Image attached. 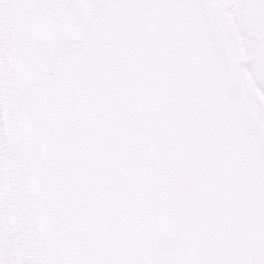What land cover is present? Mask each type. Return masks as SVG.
I'll list each match as a JSON object with an SVG mask.
<instances>
[{
  "label": "snow or ice",
  "instance_id": "obj_1",
  "mask_svg": "<svg viewBox=\"0 0 264 264\" xmlns=\"http://www.w3.org/2000/svg\"><path fill=\"white\" fill-rule=\"evenodd\" d=\"M0 264H264V0H0Z\"/></svg>",
  "mask_w": 264,
  "mask_h": 264
}]
</instances>
